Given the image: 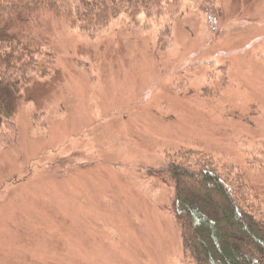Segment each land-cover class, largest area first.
I'll use <instances>...</instances> for the list:
<instances>
[{
  "label": "rangeland",
  "instance_id": "374dc122",
  "mask_svg": "<svg viewBox=\"0 0 264 264\" xmlns=\"http://www.w3.org/2000/svg\"><path fill=\"white\" fill-rule=\"evenodd\" d=\"M217 7L215 29L196 0L92 32L38 16L0 149V264H186L153 173L172 157L242 174L264 204V0Z\"/></svg>",
  "mask_w": 264,
  "mask_h": 264
},
{
  "label": "trees",
  "instance_id": "16d2710c",
  "mask_svg": "<svg viewBox=\"0 0 264 264\" xmlns=\"http://www.w3.org/2000/svg\"><path fill=\"white\" fill-rule=\"evenodd\" d=\"M185 1L0 0V149L16 140V104L40 52L34 33L38 16L54 14L92 32L121 16L136 22L177 12ZM196 1L215 29L223 13L217 2L223 0ZM183 159L172 157L153 173L174 191L185 263L264 264V204L252 198L243 175H224L213 160Z\"/></svg>",
  "mask_w": 264,
  "mask_h": 264
}]
</instances>
